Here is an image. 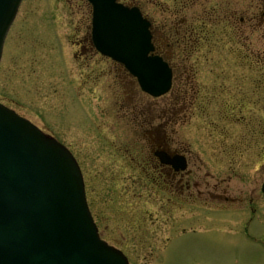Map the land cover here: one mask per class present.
I'll return each mask as SVG.
<instances>
[{"label":"rangeland","instance_id":"1","mask_svg":"<svg viewBox=\"0 0 264 264\" xmlns=\"http://www.w3.org/2000/svg\"><path fill=\"white\" fill-rule=\"evenodd\" d=\"M121 1L138 5L152 22L157 50L174 69L170 92L186 85L164 115L169 123L150 122L151 109L152 124L141 127L130 114L136 98L158 101L129 85L121 65L94 50L86 0H22L0 60V101L72 151L101 237L130 264H264L261 201L254 199L253 211L216 201L213 208L179 204L167 213L168 207L145 204L131 168L135 138L163 133L225 177L234 193L251 190L245 183L257 176L262 197L264 0ZM203 13L211 21L222 14L228 20L213 27L198 19ZM195 90L201 100L192 107ZM255 100L258 109L249 105Z\"/></svg>","mask_w":264,"mask_h":264},{"label":"water","instance_id":"2","mask_svg":"<svg viewBox=\"0 0 264 264\" xmlns=\"http://www.w3.org/2000/svg\"><path fill=\"white\" fill-rule=\"evenodd\" d=\"M21 1L0 0V59ZM89 1L97 49L123 63L147 93H166L172 70L153 54L150 22L140 9L118 0ZM0 264H129L100 237L70 150L2 103Z\"/></svg>","mask_w":264,"mask_h":264},{"label":"flooded vegetation","instance_id":"3","mask_svg":"<svg viewBox=\"0 0 264 264\" xmlns=\"http://www.w3.org/2000/svg\"><path fill=\"white\" fill-rule=\"evenodd\" d=\"M153 29V28H152ZM154 40H155V32ZM171 34H169L170 36ZM156 52L162 55L167 61H169L164 54H161L157 50V45L154 41ZM170 62V61H169ZM171 64V63H170ZM126 75L132 79L128 83L129 85L136 84L134 78ZM135 81V82H134ZM186 89V85H183L180 91H172L161 100L154 99V104H143L141 100L134 99V104L130 108V114L135 118L136 122L140 124L141 127H146L148 123L153 122H163L166 117L165 113L169 110L176 108V105L179 103L181 92ZM193 90V89H192ZM197 90L191 93L190 103L192 107L198 106L199 101L201 100L198 96ZM196 97H198L196 99ZM200 99V100H199ZM198 100V101H197ZM205 102V101H204ZM207 103V102H205ZM208 104V103H207ZM249 105L256 107L258 102L251 101ZM153 114L149 117L150 122L147 119V111ZM191 109V108H190ZM165 115V116H164ZM169 119L166 118L167 123ZM152 124V123H150ZM155 125V124H154ZM162 127L161 124H156L155 129L159 130ZM140 136H144V133ZM243 135H242V139ZM245 140H248L247 138ZM223 141V140H221ZM151 144H150V143ZM176 139L172 136L163 133H154L149 135V140L144 138H135L134 145L135 149L138 150L134 152V163L132 168L137 169L138 172V181L140 187L143 189L144 193V202L145 204H158L161 209L162 207H168L165 212H172V208H177L179 204L182 205H193L199 203L203 206H211L213 202H227L234 206L245 205L253 211V201L256 199L257 202L261 201L264 204V196L261 192V196L257 193L256 182L258 177L251 176L254 178V181H251V178L247 183L251 190L242 189L238 193L232 192L229 186L225 185L226 178L221 176H216L212 174V171L206 170L204 165L201 164V159L195 157L193 159L189 154L186 148L176 145ZM248 143V142H247ZM225 144H222L224 148ZM220 150L222 153H227V149L224 148ZM264 148V147H263ZM263 151H259L260 159ZM182 158V162L185 163V167L181 168V165H174L172 162L173 159ZM257 159V156H256ZM177 162L179 161L176 160ZM198 163V164H197ZM258 161L255 162V164ZM240 166H243V162L240 163ZM261 168L264 167V160L260 164ZM241 170H239L240 172ZM264 182V172L262 176V181L260 183L259 189L261 190ZM213 208V207H212ZM226 208V207H225ZM256 211V210H255Z\"/></svg>","mask_w":264,"mask_h":264},{"label":"trees","instance_id":"4","mask_svg":"<svg viewBox=\"0 0 264 264\" xmlns=\"http://www.w3.org/2000/svg\"><path fill=\"white\" fill-rule=\"evenodd\" d=\"M184 11V10H183ZM216 16V20L215 21H211V17H210V14H207V13H203V14H201V16H200V18H198V19H200V20H202V21H207V22H209L213 27L215 26H217V27H221V28H223V26H224V23L228 20L226 17H224V15L222 14V16H220V15H215ZM187 32H189V31H187ZM198 35H199V33H197ZM195 36H196V32H193L192 30L190 31V34H189V39L191 40H193V38H195ZM199 36H201V35H199Z\"/></svg>","mask_w":264,"mask_h":264},{"label":"bare ground","instance_id":"5","mask_svg":"<svg viewBox=\"0 0 264 264\" xmlns=\"http://www.w3.org/2000/svg\"><path fill=\"white\" fill-rule=\"evenodd\" d=\"M153 40H154V37H153ZM174 78V77H173ZM173 86H174V82H173ZM171 91V90H170ZM144 96H145V94H144Z\"/></svg>","mask_w":264,"mask_h":264}]
</instances>
